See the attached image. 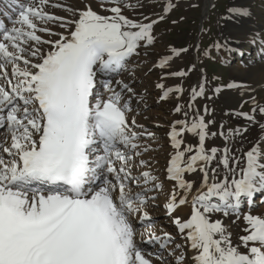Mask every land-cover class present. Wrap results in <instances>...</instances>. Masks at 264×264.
I'll use <instances>...</instances> for the list:
<instances>
[{
    "label": "snow or ice",
    "instance_id": "6c2138e0",
    "mask_svg": "<svg viewBox=\"0 0 264 264\" xmlns=\"http://www.w3.org/2000/svg\"><path fill=\"white\" fill-rule=\"evenodd\" d=\"M49 3L32 0L21 6L13 27L0 23V80L5 81L0 84V152L7 155V159L0 155V264H152L154 254L138 247L130 220L133 215H139L141 223L152 220L144 210L149 189L136 192L130 187L141 181L132 176L128 167L132 155L125 149H138L140 134L127 119L130 103H122V93L113 88L111 79L100 81L99 77L119 73L141 45H152L156 21L127 18L120 0H98L99 12L90 4L83 9L66 7L72 19L50 14L45 10ZM172 7L167 3L165 13ZM230 11L248 15L246 9ZM54 21L60 22L64 33L37 24ZM37 32L59 38L44 40ZM32 42L49 47H25ZM181 51L187 49L172 50L175 56ZM171 58H162L157 66L166 67ZM116 83L122 90L132 91L127 84ZM99 87L111 94L105 97ZM172 91L182 89H168L162 99ZM203 94V84L199 91L193 89V99ZM175 111L180 112V107ZM258 111L264 115V107ZM244 115L250 121L255 119ZM210 123L198 117L172 125L169 138L175 152L166 171L179 191L170 193L167 213L171 216L180 206L191 204L189 218L174 217L173 223L193 250V264H264V217L243 213L246 234L239 238L240 245L233 244L222 220L212 219V214L221 212L239 219L242 203L251 207L254 195L264 193L261 141L243 154L242 167L241 159L224 148L219 163L231 173V179L210 181L208 169L221 151L205 147ZM260 127L264 129V124ZM185 132L198 137L195 148L189 144L182 149ZM197 170L203 173V181L189 201L193 183L185 174ZM211 172L215 177L216 169ZM141 175L145 185L156 180L148 171ZM161 187L154 183L155 189ZM171 240L168 233L163 240L150 233L147 242H159L164 248ZM184 259L182 253L176 264H184Z\"/></svg>",
    "mask_w": 264,
    "mask_h": 264
},
{
    "label": "rangeland",
    "instance_id": "374dc122",
    "mask_svg": "<svg viewBox=\"0 0 264 264\" xmlns=\"http://www.w3.org/2000/svg\"><path fill=\"white\" fill-rule=\"evenodd\" d=\"M31 2L32 0H24L25 5ZM167 3H171L173 7L165 13ZM52 4L64 7H52ZM85 4H90L94 10L100 11L98 0H50L45 10L54 16L72 19V15L65 11V8L83 9ZM120 6L122 14L133 21L142 23L156 21L152 29L154 37L152 45H141L137 50L138 54L130 57L125 67L114 77H99L100 81L111 79L113 88L122 93V103H130L131 111L127 113V119L132 130L140 134L137 140L140 147L136 150L125 149L132 155L128 162L131 174L141 181L139 185L131 184L130 187L136 192L149 189L146 192L148 202L144 210L149 213L152 220L141 223L139 215L130 217L136 232L134 239L138 247L154 254L150 257L152 264H176V257L182 253L185 257L184 264H191L190 248L173 223L175 216L182 220H186L187 217L174 212L170 216L166 209L170 193L174 190L179 191L174 189V182L167 179L166 169L175 152L171 146L169 133L176 121L191 122L198 117H203L206 123L212 121L208 125L209 137L205 141V147L221 150L209 167L211 174V169H216V176L213 177L216 180H223L225 177L231 179V173L219 163L224 148L229 149L232 157L241 159L240 167L243 166V154L258 141H261V149L264 151V129L260 127L264 124V115L258 111L260 107H264V0H215L204 17L200 32L198 24L203 16L202 0H120ZM230 9H246L248 15H237ZM17 18L18 16L12 22ZM12 22L9 28L13 27ZM59 23L37 22L38 27L49 28L55 33H64L65 29L61 28ZM37 34L44 40L59 38L44 32ZM217 46L226 53L224 63L212 60L214 56H218ZM25 47L47 50L49 46L35 45L32 42ZM173 49L187 51H181L179 56H175ZM24 55L28 56V53ZM164 57L172 58L166 67L160 68L157 65ZM180 71L186 75L182 77L173 75ZM8 72L10 75L11 66L8 67ZM117 81L127 84L132 91L122 90L121 84L116 83ZM2 83L5 84V81L0 80V84ZM231 83L237 84L238 87L229 88L228 85ZM161 84L164 88L158 87ZM202 84L204 94L193 99V92L190 94L192 87L199 91ZM176 88L182 91L179 93L172 91L167 99H162L166 90ZM217 88L221 89L219 93L215 91ZM100 91L105 97L111 94L103 87H100ZM177 106L180 107V112L175 111ZM244 114L254 116V121L246 119ZM133 120L134 125L131 124ZM176 127L179 129L180 125ZM146 132L154 135L149 138ZM221 132L224 135H221ZM211 133L216 135L212 136ZM1 134L2 132L0 136ZM182 139L184 140L182 149L189 144L195 148L199 143L198 137L187 132ZM145 148L148 150L145 151ZM136 151L140 152L139 156L135 155ZM0 155L7 159L6 154L0 152ZM140 161L145 162L144 166H141ZM231 163L230 160V165ZM144 171L150 172L156 178L154 183H159L162 187L155 189L154 183L145 185L141 175ZM185 179L193 183L191 192L193 193L202 182L203 173L199 170L186 173ZM253 201L248 208L246 202L242 203L239 219L235 214L225 216L222 212L212 214V219L230 221L234 233L238 234L246 227L244 221H241L243 213L251 212L257 216H261V212L264 213V193H256ZM177 210L179 209L175 211ZM148 223H151L150 229L147 227ZM150 233L161 237L162 240L164 234L168 233L172 240L162 248L159 242H147ZM177 245L180 247L177 248ZM157 255L161 259H156Z\"/></svg>",
    "mask_w": 264,
    "mask_h": 264
},
{
    "label": "bare ground",
    "instance_id": "6f19581e",
    "mask_svg": "<svg viewBox=\"0 0 264 264\" xmlns=\"http://www.w3.org/2000/svg\"><path fill=\"white\" fill-rule=\"evenodd\" d=\"M23 2H24V0H23ZM202 2H203V7H202V10H203V16L201 17V22H203V21H205L204 19V17L205 16H207V14H208V12H209V10H210V8H211V6H212V3L214 2V0H202ZM103 92V91H102ZM3 135V133L1 134V136ZM209 170V169H208ZM209 180L211 181V180H213V176H212V174L210 173V171H209ZM202 181H203V179H202ZM201 184H202V182L200 183V185L196 188V190L198 189V188H200V186H201ZM196 190L193 192V193H191V195H190V197L188 198L189 199V201H191V199H192V197H193V195H195V193H196ZM253 203H254V201H253ZM259 203V202H258ZM179 210H177V211H175L174 213L175 214H179V215H181V214H184L187 218H189V216H190V213H191V204L189 203L188 204V206L187 205H183V206H181L180 208H178ZM263 211V210H262ZM259 214V213H258ZM262 217H264V213L263 212H261V214H260ZM175 216V215H174ZM176 217V216H175ZM184 218V217H183ZM185 220V219H184ZM222 221H223V223L227 226V230L232 234L231 235V239H232V242H233V244L234 245H240L241 244V241H240V237L242 236V235H245L246 233L243 231V228H242V230L240 231V233H238V234H235L234 233V230H233V228H232V225L233 224H231V222L230 221H227L226 219H222ZM241 221H244V220H241ZM242 223V222H241ZM244 223V222H243ZM241 229V228H240ZM236 232V231H235ZM240 251H245V249H243L242 247L240 248ZM189 253H190V255H191V264H193V261H192V256H193V250H191V249H189Z\"/></svg>",
    "mask_w": 264,
    "mask_h": 264
},
{
    "label": "trees",
    "instance_id": "16d2710c",
    "mask_svg": "<svg viewBox=\"0 0 264 264\" xmlns=\"http://www.w3.org/2000/svg\"><path fill=\"white\" fill-rule=\"evenodd\" d=\"M223 56H224V55H223ZM223 56H222V57H223Z\"/></svg>",
    "mask_w": 264,
    "mask_h": 264
}]
</instances>
